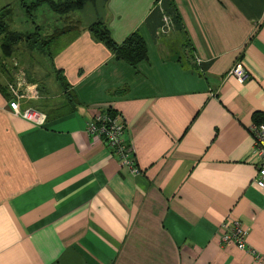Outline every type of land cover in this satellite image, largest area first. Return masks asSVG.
<instances>
[{"label":"crops","instance_id":"0c3cea01","mask_svg":"<svg viewBox=\"0 0 264 264\" xmlns=\"http://www.w3.org/2000/svg\"><path fill=\"white\" fill-rule=\"evenodd\" d=\"M174 8L182 25L166 31ZM103 21L117 44L139 33L146 61H116L80 26L23 63L43 97L21 108H38L43 126L0 93V264H264L250 132L253 113L264 117V0H107ZM239 61L243 84L229 75ZM107 111L124 120L137 175L86 130ZM228 216L251 253L221 243Z\"/></svg>","mask_w":264,"mask_h":264},{"label":"trees","instance_id":"16d2710c","mask_svg":"<svg viewBox=\"0 0 264 264\" xmlns=\"http://www.w3.org/2000/svg\"><path fill=\"white\" fill-rule=\"evenodd\" d=\"M106 1L107 0H63L54 2L51 0H35L30 4V8H36L40 4L46 3L53 13L63 16L64 20H67L68 16L74 12H78L81 17V25L73 28L70 26H63L62 28L54 29L52 33L45 34L43 37L40 34L39 27H35L33 33L25 34L10 30L9 22L13 17L14 10L10 5L1 7L0 75L3 80H0V93L6 100H9V96L6 92V84L12 81L13 70L16 69L13 65L10 67L7 61L13 58L19 44L23 45L28 55H32L29 53L35 52L39 55L49 57L54 41L72 32L79 31L80 26L85 27V30L90 34L92 39L102 44L109 52V56H112L116 61H121L133 69H135L139 63L146 61V45L139 33H131L121 44L115 43L111 38L109 30L103 21ZM22 5L24 6V4ZM171 16L175 25L174 28L181 27V17L176 8H174V12ZM69 22L71 21L67 23ZM198 61L196 64L199 63ZM57 81L60 86H63L61 88L64 90V93H66L67 99L73 101L70 92L67 91L70 86L66 79L59 77ZM32 103H34V101H32ZM106 114L115 116L118 113L107 111ZM263 120V114L259 112L253 113L252 121L254 125L259 126L263 124Z\"/></svg>","mask_w":264,"mask_h":264},{"label":"built area","instance_id":"2783aa9c","mask_svg":"<svg viewBox=\"0 0 264 264\" xmlns=\"http://www.w3.org/2000/svg\"><path fill=\"white\" fill-rule=\"evenodd\" d=\"M172 19L171 15H163L162 24L166 31L174 29L175 25ZM13 66L18 67V64L14 63ZM14 73V75L12 74V81L6 84V92L9 96V100L7 101L9 112L16 117L26 120L31 125L43 126L45 115L42 112L30 107L21 108L23 101L32 102L39 99L38 86L29 83L25 72L21 69H18ZM229 75L240 84L245 83L250 77L241 61L235 63L230 68ZM86 130L89 135L102 139L110 154L118 159L122 168L130 171L133 175L139 174L140 170L135 166L132 149L125 143V123L119 114L110 116L106 113H96L87 124ZM250 132L254 138V150L257 155V173L252 183L264 189V125H252ZM220 229V241L223 245L234 246L239 250L252 252L246 246L245 238L247 232L239 221L228 216L220 225ZM255 257L258 260L260 259V256Z\"/></svg>","mask_w":264,"mask_h":264},{"label":"rangeland","instance_id":"374dc122","mask_svg":"<svg viewBox=\"0 0 264 264\" xmlns=\"http://www.w3.org/2000/svg\"><path fill=\"white\" fill-rule=\"evenodd\" d=\"M21 1L24 3V6L21 5L22 3ZM21 1H20V4L14 6L13 17L11 18V21L9 22V28L12 31L20 32L22 34L33 33L35 27H39L40 34L43 37L45 34L52 33L54 29L62 28L63 26H70L73 28L75 26L81 25V19H80L81 17L78 14V12H74L68 16V19L72 20L71 22L63 23V21L60 19L64 17L61 15H57V14L55 15L53 12L50 11V9L45 3L41 4L39 7L30 8L31 2L29 1L24 2L23 0ZM7 62L10 67L14 63L18 64V67H16V69L13 70V75L15 74L14 72L18 71V69H21L23 72H25V75H26L25 67H27V65L26 64L23 65V63L24 62L30 63V58L26 50L23 48L22 44H19L18 49L16 53L14 54L13 58ZM36 68H38V66L35 64V69ZM36 70L38 71L39 69H36ZM39 72H42V71H39ZM26 79H27V76H26ZM0 80L1 81L3 80L1 75H0ZM27 81L30 82L28 79ZM40 82H42L43 90H51V92H53V96L55 95V90H57V88L53 85L52 81L50 82L49 80H47L46 83L44 84H43V81H40ZM35 83L38 85V88H39L38 92L40 93V97L37 101H40V99H42L43 97V94L40 90L41 85H39L37 82ZM60 87H63V86L61 85ZM29 107L33 109H38V108H35V106L33 105H30Z\"/></svg>","mask_w":264,"mask_h":264}]
</instances>
